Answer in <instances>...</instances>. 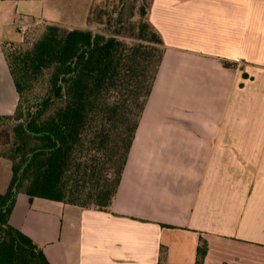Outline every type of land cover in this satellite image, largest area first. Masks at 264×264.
Returning a JSON list of instances; mask_svg holds the SVG:
<instances>
[{"label": "crops", "instance_id": "0c3cea01", "mask_svg": "<svg viewBox=\"0 0 264 264\" xmlns=\"http://www.w3.org/2000/svg\"><path fill=\"white\" fill-rule=\"evenodd\" d=\"M55 4L0 0V117L18 104L2 44L87 26L91 3ZM148 22L163 54L110 211L19 194L9 224L48 264H196L201 241L202 264H264V1L152 0ZM11 176L0 155V195Z\"/></svg>", "mask_w": 264, "mask_h": 264}, {"label": "trees", "instance_id": "16d2710c", "mask_svg": "<svg viewBox=\"0 0 264 264\" xmlns=\"http://www.w3.org/2000/svg\"><path fill=\"white\" fill-rule=\"evenodd\" d=\"M146 7L140 8V17L146 16ZM41 30L30 45L22 40L2 44L18 104L13 115L0 117V124L13 125L16 143L7 157L11 180L0 195V264H48L40 249L9 224L19 194L110 211L163 54L161 37L148 20L141 22L138 39L153 50L161 47L147 86V46L56 25ZM44 76L45 92L31 100L33 84ZM133 109L138 114L131 123ZM10 143V131L0 130V149ZM206 252L201 241L196 264H202Z\"/></svg>", "mask_w": 264, "mask_h": 264}, {"label": "rangeland", "instance_id": "374dc122", "mask_svg": "<svg viewBox=\"0 0 264 264\" xmlns=\"http://www.w3.org/2000/svg\"><path fill=\"white\" fill-rule=\"evenodd\" d=\"M264 1V0H261ZM56 4L54 8H68V11H63L66 18H75L79 16L81 7L89 5V13L87 17V26L84 31H90L93 34H100L106 37H114L118 40L126 41L130 44H141L147 46L145 53L149 59V66L146 74L147 86L150 85L151 79L154 75L158 58L160 55L161 47L156 46V50L151 49L146 42H141L138 39L139 24L148 20V11L151 6L152 0H54ZM148 4V5H147ZM146 7V16L140 17V8ZM80 8V10H79ZM62 12V11H61ZM48 24L45 23H32L29 27L23 31H19L21 35L22 43L30 45L33 40L38 38L41 29L46 27ZM18 39H20L19 35ZM155 46V45H154ZM33 94L29 96L31 100L40 99L41 95L45 92L46 87V76L35 82ZM29 94V93H28ZM36 99V100H37ZM133 113L130 115L131 123L134 122L136 115L138 114L137 109H133ZM12 124L9 122H3L0 124V130H8L11 134V143L9 146L0 149V155L8 157L10 150L14 149L15 139L11 133ZM117 164V161L115 162ZM49 208L52 206L49 204ZM60 210V209H53Z\"/></svg>", "mask_w": 264, "mask_h": 264}]
</instances>
